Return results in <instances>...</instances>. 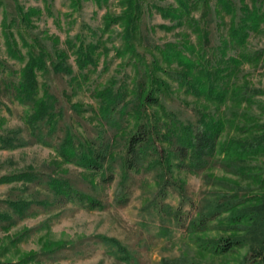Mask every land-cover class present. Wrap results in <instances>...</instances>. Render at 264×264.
Segmentation results:
<instances>
[{
  "label": "rangeland",
  "instance_id": "1",
  "mask_svg": "<svg viewBox=\"0 0 264 264\" xmlns=\"http://www.w3.org/2000/svg\"><path fill=\"white\" fill-rule=\"evenodd\" d=\"M178 5V0H140V19L132 30L125 29L127 19L121 17L127 0H0V134L16 140L14 146H0V262L215 260L196 250L187 233L188 224L197 213L214 207L224 194L252 186L250 179L219 162L194 172L175 159L170 173L178 181H169L163 190L160 169L149 166L129 171L126 185L121 186L120 160L112 166L113 179L105 181L100 172L66 160L59 149L67 134L79 140L110 138L116 132L111 122L120 106L155 85L167 111L185 124L231 119L234 110L253 117L245 120L242 116V124H264V55L238 66L236 84L247 90L241 102L234 101L231 94L225 99L209 96L199 84L196 62H215L222 56L220 45L225 37L230 40L231 17L216 9V0L208 5L197 0L185 13L176 9ZM7 28L17 41L16 50L7 43ZM204 31L209 32L206 41ZM39 47L46 50L43 68L36 70L38 88L41 96L51 97L58 118L54 129L43 126L41 138L32 132L30 104L19 101L11 86L27 63L39 57L30 51L37 52ZM262 49L264 22L259 30L250 32L245 45L225 48V56L245 51L254 57ZM17 51L21 55H12ZM81 53L89 60L82 65ZM112 101L118 102L117 108L105 116ZM162 112L156 107L147 111L152 116ZM128 117L125 126L131 128L136 120ZM222 125L220 142L249 136L234 125ZM252 132L257 134L259 129ZM247 162L264 175V155ZM162 177L164 180L166 175ZM53 178L93 195L102 206L89 207L75 198L62 200L53 190ZM59 244L63 245L58 252L42 253ZM249 250L246 245L239 253Z\"/></svg>",
  "mask_w": 264,
  "mask_h": 264
},
{
  "label": "trees",
  "instance_id": "2",
  "mask_svg": "<svg viewBox=\"0 0 264 264\" xmlns=\"http://www.w3.org/2000/svg\"><path fill=\"white\" fill-rule=\"evenodd\" d=\"M196 1L178 0L179 5L176 9L185 13L191 4H196ZM209 1L203 0V3L208 5ZM127 2L128 6L121 17L127 19L124 21L125 29L134 30L140 19V0H127ZM216 5V9L226 12L231 17L230 40L228 41L226 37L222 40L220 49L223 54L217 61L196 62V68L200 73L198 78H201L199 84L209 96L225 99L227 94H231L234 101L241 102L240 99L245 96L247 90L236 84L238 66L245 61H258L264 55V50L256 52L254 57L245 51L240 52L238 56L226 57L225 48L228 46L240 48L245 45L252 30L260 29L264 22V0H251V3L245 0H240L238 3L235 0H216ZM218 13L221 14L219 11ZM8 29H6L7 43L13 44L16 50L17 41L13 32ZM204 33L206 34L205 31ZM205 34L202 36L206 41L209 32ZM45 50L44 47H39V53L35 49L30 50L34 56L39 54V57L32 58L33 60H30L20 72L17 83L11 84L15 97L30 104L32 110L28 115L29 122L33 134L40 138L43 137V126L46 125L51 130L58 122L56 106L53 105L51 97L40 95L36 79L37 68H43L42 54ZM19 54L18 51L12 53L14 56ZM87 60L85 54L79 55L81 65ZM1 90L0 81V92ZM117 104L118 102L115 101L108 104L104 115H109L117 108ZM150 107L162 108L164 112L149 115L147 111ZM119 109L118 116L111 122L116 129L114 135L98 141L79 140L72 134H67L59 147L61 155L66 160H75L87 169L100 172L105 181L113 179L112 166L115 161L120 160L123 168L121 186L126 185L131 170H142L147 166L160 169L161 190L166 188L169 181H178L170 173L175 159L178 160L179 166L194 172L209 168L217 162L221 163L229 171L245 176L254 184L245 190L224 194L214 207L206 212L197 213L198 217L189 222L187 233L193 237L196 250L215 258V262L196 258L188 260L181 257L175 260L165 259L164 264H227L230 261L238 264H264V175L258 166H251L247 162L251 157L264 155V124L258 122L250 125L242 124V121L240 122L242 116L245 120L253 117L246 112L237 114L235 110L231 119L219 117L217 120L214 119L215 123L212 120H201L199 125L185 124L173 112L167 111L161 99V90L156 85L143 90L127 105L123 103ZM129 115L134 116L136 120L131 128L125 126L127 123L125 120L129 119ZM221 121L234 125L249 136L220 142L218 137L223 128ZM258 129L257 134H252L254 133L252 130ZM14 145H16L14 138L0 134V146ZM162 176L165 177L164 180ZM51 184L54 192L62 200L75 198L89 207L102 206L101 201L93 195L75 190L70 183L61 178H53ZM212 231L215 234H212ZM110 239L119 243L114 238ZM62 245L45 249L42 253H56L62 249ZM246 245H249L250 250L240 254L239 252ZM119 247L126 251L120 243ZM30 256L32 255L28 257ZM0 264L4 263L0 262Z\"/></svg>",
  "mask_w": 264,
  "mask_h": 264
}]
</instances>
